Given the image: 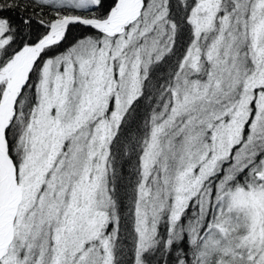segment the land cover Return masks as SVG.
Returning <instances> with one entry per match:
<instances>
[{
  "label": "snow or ice",
  "instance_id": "1",
  "mask_svg": "<svg viewBox=\"0 0 264 264\" xmlns=\"http://www.w3.org/2000/svg\"><path fill=\"white\" fill-rule=\"evenodd\" d=\"M0 264H264V0H0Z\"/></svg>",
  "mask_w": 264,
  "mask_h": 264
}]
</instances>
